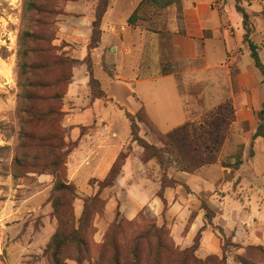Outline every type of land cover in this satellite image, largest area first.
<instances>
[{
	"label": "rangeland",
	"instance_id": "374dc122",
	"mask_svg": "<svg viewBox=\"0 0 264 264\" xmlns=\"http://www.w3.org/2000/svg\"><path fill=\"white\" fill-rule=\"evenodd\" d=\"M115 1L119 0H110V7ZM131 1L135 4L138 0ZM95 6L94 0L56 1L51 7L57 14L45 18L50 24L48 29H53L58 38L69 37L61 31L74 27L75 18L80 17L72 11L83 8L87 12L89 7L93 15ZM242 6L250 15L255 30L252 40L264 63V0L248 4L242 0ZM216 9L221 30H227L232 37L227 46L236 54H244L242 67H254L223 7L216 4ZM23 26L22 0H0V264L52 263L50 244L63 226L51 207L57 196L53 192L56 182L74 188L77 199L72 206L76 216L84 205L89 214L84 247L78 251L65 248L60 256L63 264H78L79 256L81 264H116L114 256L117 264H264V144L257 139L249 155L257 124L253 127L250 119L249 90L239 93L241 59L228 69L226 64L206 69L199 49L197 59L191 61L158 54H143V59L138 60V75L149 72L157 79L136 87L129 84L135 97L128 98L122 108L135 114L143 105L146 116L168 137L170 145L163 147L145 126H139V136L162 149L163 166L142 161V151L130 141L124 112L106 99L98 100V128L95 124L80 128L84 144L82 140L68 142L64 124L74 107L66 94L59 104L63 116L57 124L64 142L71 146L65 166L55 174L47 169L23 173L15 179L14 159L22 153L24 133L42 135L52 128L29 120L21 112L24 103L19 99L17 83V42ZM208 49L221 59V43L213 41ZM163 63L173 71L169 78L159 73ZM107 67L114 70V65ZM95 75L108 88L105 74L95 68ZM54 76L55 73H41L39 78L51 81ZM95 102L87 90V107ZM87 145L99 156L83 160ZM241 145L242 166L236 172L223 170V165L234 162L232 157ZM120 152L127 153V158L114 185L98 192L96 182L106 176ZM164 179L178 183L164 190L165 209L157 197ZM201 202L215 215L212 226L203 220ZM135 203L139 205L137 212ZM116 223L120 224L115 236L118 251L114 255L107 243ZM217 229L223 231L229 248L224 247Z\"/></svg>",
	"mask_w": 264,
	"mask_h": 264
},
{
	"label": "trees",
	"instance_id": "16d2710c",
	"mask_svg": "<svg viewBox=\"0 0 264 264\" xmlns=\"http://www.w3.org/2000/svg\"><path fill=\"white\" fill-rule=\"evenodd\" d=\"M22 0V21L23 28L18 36L17 51V71L19 99L24 103L21 112L30 117L29 120L44 123L52 128L42 135H36L33 132H26L22 136V153L20 157L14 159L13 177L16 179L23 173L35 171L43 172L50 170L53 174L65 166V158L71 151V146L66 145L62 131L57 126L63 116L59 108L64 96H66L68 87L72 82V71L76 66H83L88 76L87 88L91 101L106 99V93L100 81L95 77V65L92 60V53L101 45L102 27L110 8V0H94L93 15L90 21L91 35L83 43L85 56L81 60H76L72 56L73 40L69 37L58 38L53 29H48L50 24L45 20L57 14V11L51 6L59 0ZM67 2H77L78 0H63ZM234 10L239 16L242 28L241 43L246 46L247 53L253 63L254 68L259 72L262 80L260 83L261 91L264 96V63L259 55L258 47L252 40L255 30L251 22L250 15L242 6V0H233ZM223 7L224 13L228 15L229 9L225 2L218 4ZM128 27L137 28L148 35L156 36L162 47V53L159 56L167 55L171 48L172 35L185 36V26L183 17L182 0H140L135 9L127 18ZM32 25V28L31 26ZM54 41H59L58 45ZM103 72L110 78H114L112 70H109L105 63L101 64ZM172 69L168 64H161L160 75L168 76L172 74ZM55 73L51 81L40 79V74ZM154 74L137 76V78L153 77ZM49 90L50 92H47ZM47 92V93H46ZM124 112V117L130 126V141L142 151L141 159L143 162H156L163 166L162 149L155 147L139 136L140 125L146 127L151 135L162 144L163 147L170 145L168 137L160 133L152 121L146 116L144 107L141 106L135 114H130L119 107ZM257 119V125L251 135L249 146V155H252V147L257 139L264 144V100L261 109L254 113ZM244 146L233 155L234 162L223 165V168L236 172L243 164ZM32 154V155H31ZM127 153L120 152L112 163L106 176L99 182H96L98 192L109 189L114 185ZM178 185L173 180L164 179L161 181L157 197L160 199L164 209L167 203L163 193L167 188H173ZM53 192L57 196L52 201V212L54 216L61 220V225L54 234L51 249V264H63L60 256L67 247H73L76 251L84 247L85 241L83 234L85 226L89 221V214L86 205L78 216L74 214L72 203L77 199L74 188L70 184L56 182ZM200 209L203 211V220L208 226H212L214 213L208 206L201 202ZM194 217H191V219ZM113 225L109 236L108 245L114 255L117 254L118 247L115 240L119 224ZM219 235L223 238L224 247L229 248L228 239L224 238L223 231L217 229ZM200 232L197 234V239ZM160 254V246L158 245ZM159 254L156 253V262ZM116 264L117 256H114ZM78 264L82 263L81 257L76 258Z\"/></svg>",
	"mask_w": 264,
	"mask_h": 264
},
{
	"label": "crops",
	"instance_id": "0c3cea01",
	"mask_svg": "<svg viewBox=\"0 0 264 264\" xmlns=\"http://www.w3.org/2000/svg\"><path fill=\"white\" fill-rule=\"evenodd\" d=\"M139 1L140 0L135 4L131 0L112 2V6L108 9L107 16L103 23L101 45L92 53V60L95 64V68H98L102 72L103 70L99 66L100 62L105 63V65L109 67L114 65V70L112 71L114 76L113 79L103 72L107 77L108 88H104L102 82L96 77V75L95 77L100 81L105 90L106 100L110 103H115L121 108L124 107V103L128 98L135 97V94H133L128 88L129 84L136 87L140 84L148 83L157 79L153 77L138 79V68L140 66L138 60L143 59V54L144 56L156 57L157 54L162 53L161 43L156 36L148 35L140 29L128 27L126 24L128 16L135 9ZM244 1L248 4L251 0H243V2ZM222 2H225L226 7L229 9L228 18L232 23V27H234L235 37L239 38L240 41L242 39L241 22L239 16L234 10L233 0H182L186 35H172L170 40L171 48L168 52V56L172 57L174 60H196L198 51L201 49L206 69L223 67L225 64V67L228 69L229 65L233 64V62H238L241 59V63H239L237 83L241 95L244 94L246 89L250 92L247 100L251 112L250 119L251 122H253L254 127L257 124V119L254 113L261 109L264 100L260 87L262 78L259 72L251 65H245L242 67V57L244 54H236L234 48L227 46L228 40L232 39V37L227 30H221L220 18L216 9V4ZM88 8L89 7H87V12L82 11L83 8L76 11L71 10L75 14H80V17L77 18V20L75 18V21L73 22L74 27L68 28L67 30L62 29L61 31L73 40L72 56L76 60H81L85 56L83 43H85L91 35L90 21L92 13ZM213 41L222 44L221 50L223 53L221 54V59L220 57L217 59V56L208 49V44L213 43ZM229 54L230 56H228ZM136 56L139 58L135 59ZM94 58L97 59L96 62L94 61ZM218 60L219 62H217ZM214 61L217 63L213 64ZM146 67L147 70H149L150 67L148 61ZM147 74L150 75L149 72ZM72 75V82L68 87L67 98L73 103L74 109H72L71 113L67 115L64 128L67 130L66 139L68 142H75L78 140L81 142V127L95 124V127L98 128V119L100 117L98 107L100 101H96L90 108L87 107L88 76L83 66L74 68ZM162 77L169 78L171 76L168 75ZM79 99L81 100L80 104L78 103ZM141 106L143 105L140 104L139 108ZM80 107H82V109H80ZM82 143L84 144V140H82ZM122 147H120V149H122ZM85 151L86 153L84 152L85 154L81 156L83 157V160L99 156L96 151L91 149L90 145L85 147ZM222 169L228 170L226 168ZM134 207L135 212H137L139 205L135 203Z\"/></svg>",
	"mask_w": 264,
	"mask_h": 264
}]
</instances>
